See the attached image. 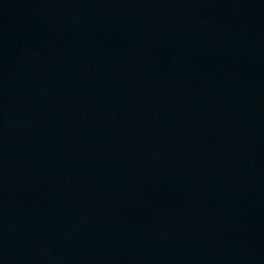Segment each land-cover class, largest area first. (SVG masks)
Segmentation results:
<instances>
[{"label":"water","instance_id":"1","mask_svg":"<svg viewBox=\"0 0 264 264\" xmlns=\"http://www.w3.org/2000/svg\"><path fill=\"white\" fill-rule=\"evenodd\" d=\"M0 264H264V0H0Z\"/></svg>","mask_w":264,"mask_h":264}]
</instances>
